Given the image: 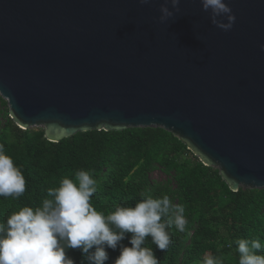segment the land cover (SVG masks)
<instances>
[{
  "label": "water",
  "instance_id": "95a60500",
  "mask_svg": "<svg viewBox=\"0 0 264 264\" xmlns=\"http://www.w3.org/2000/svg\"><path fill=\"white\" fill-rule=\"evenodd\" d=\"M163 2L0 0L11 120L43 127L51 143L161 128L232 192L264 190V0H225L235 16L227 32L200 0H180L160 23Z\"/></svg>",
  "mask_w": 264,
  "mask_h": 264
},
{
  "label": "trees",
  "instance_id": "16d2710c",
  "mask_svg": "<svg viewBox=\"0 0 264 264\" xmlns=\"http://www.w3.org/2000/svg\"><path fill=\"white\" fill-rule=\"evenodd\" d=\"M0 145L26 181L19 198L0 197V223L24 206H42L43 199L50 198L48 188L59 187L65 177L75 180V172L85 170L98 182L90 202L105 215L117 205L134 206L141 193L153 198L166 194L173 204L184 206L185 231L167 229L171 244L166 252L146 238L160 264H198L207 254L222 264H238L237 238H258L264 245V190L232 192L217 169L204 166L161 128L90 131L51 143L44 129H20L0 97ZM155 171L163 179L152 180ZM122 243L130 246L127 238ZM107 251L106 264H112L119 252ZM67 255L75 264H87L79 249H69Z\"/></svg>",
  "mask_w": 264,
  "mask_h": 264
},
{
  "label": "clouds",
  "instance_id": "9594fccd",
  "mask_svg": "<svg viewBox=\"0 0 264 264\" xmlns=\"http://www.w3.org/2000/svg\"><path fill=\"white\" fill-rule=\"evenodd\" d=\"M147 5L151 0H138ZM180 0H164L158 20L164 23L179 12ZM201 10L210 13L213 25L230 31L235 22L232 9L225 0H200ZM171 9V10H170ZM224 17L226 22L217 19ZM264 52V44L260 45ZM97 180L85 170L75 172V180L67 177L59 187L48 188L42 206L22 207L0 223V264H75L67 255L69 249H79L87 264H106L107 249L119 252L112 264H160L152 247L166 252L171 244L167 231L174 226L185 231L187 220L182 204H173L168 195L153 198L141 193L134 206L117 205L105 215L97 211L90 198L97 192ZM22 171L14 166L0 145V197L19 198L25 192ZM130 234V235H129ZM128 239V245L122 243ZM238 264H264V245L257 239L237 238ZM198 264H222L211 254Z\"/></svg>",
  "mask_w": 264,
  "mask_h": 264
},
{
  "label": "rangeland",
  "instance_id": "374dc122",
  "mask_svg": "<svg viewBox=\"0 0 264 264\" xmlns=\"http://www.w3.org/2000/svg\"><path fill=\"white\" fill-rule=\"evenodd\" d=\"M31 129H43V127H39V128L34 127V128H31ZM151 178L154 181L155 180L159 181V180L163 179V175L159 171H155L154 173L151 174Z\"/></svg>",
  "mask_w": 264,
  "mask_h": 264
}]
</instances>
